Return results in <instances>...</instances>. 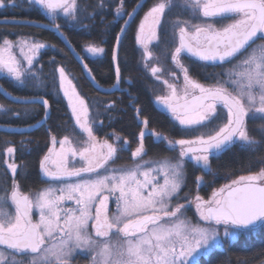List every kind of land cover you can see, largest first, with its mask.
<instances>
[{
    "label": "snow or ice",
    "instance_id": "1",
    "mask_svg": "<svg viewBox=\"0 0 264 264\" xmlns=\"http://www.w3.org/2000/svg\"><path fill=\"white\" fill-rule=\"evenodd\" d=\"M9 4L15 6L14 0H0V7ZM29 4L38 6L48 19L45 27L61 36L58 20L87 28L83 20L94 19L106 6L105 0H97L94 7L81 0ZM146 5L135 37L141 61L145 68L159 63L153 49L163 44L162 54L173 66L168 71L171 82L163 78V67H150L152 76L165 86L155 102L178 121L182 132L198 134L176 139L154 129L142 130L131 151V165L116 166L118 153L128 150L129 141L120 143L115 133L116 143L96 135L94 126L103 122L90 117L85 99L59 66L58 91L68 98L73 131L78 128L79 133L59 140L50 137L51 147L39 162L43 186L34 190H25L18 179L19 166L8 163L11 183L0 185V264H75L78 255L88 264H202V258L217 250L264 235V167L253 171L249 164L207 199L199 194L205 175L212 173L211 158L235 149L249 154L264 149V0H152L150 5L137 0L131 12L125 11L124 0H118L115 17L129 19L116 36L112 89L119 90L122 83L121 35ZM45 47L30 36L0 39V74L17 87L36 92L13 96L0 86V94L24 105L16 111L0 104L4 114L11 111L21 118L30 114V105L40 104L44 119L49 118V100L39 94L47 84L37 67ZM85 50L93 57L105 53L91 42ZM197 64L222 71L209 74L212 82L204 83L193 75ZM84 68L91 75L87 64ZM115 103H108L106 110ZM136 111L139 116L141 110ZM142 124L148 129L147 117ZM146 135L165 145L164 151L149 157ZM15 151L6 148L9 157ZM188 162L203 173L195 177L197 194L191 199L181 196ZM191 206L198 217L195 222L186 214Z\"/></svg>",
    "mask_w": 264,
    "mask_h": 264
},
{
    "label": "trees",
    "instance_id": "2",
    "mask_svg": "<svg viewBox=\"0 0 264 264\" xmlns=\"http://www.w3.org/2000/svg\"><path fill=\"white\" fill-rule=\"evenodd\" d=\"M148 1L152 2V0ZM85 2L94 7L97 0H81L82 4ZM14 3L15 6L9 4L7 7H0V39L7 37L15 40L18 36H30L47 44L39 58L47 87L41 88L39 94L45 96L51 105L48 113L49 118L30 130H25V128L44 118L42 105H30L29 107L32 109L30 114L21 118L12 116L11 111H8L7 114L0 111V124L21 127V129L14 130L0 128V140L16 147V154L13 157L19 166L18 179L24 185L25 190L38 188L42 185L40 181L43 179L39 175V162L41 156L51 146L50 137L55 135L59 140L64 135L73 136L79 133H77V128H75V132L73 131L75 123L69 103L63 92L58 91L59 74L55 69L63 64H67L70 70L75 73L76 87L91 105L94 118L103 122L94 126L95 132L99 135L116 127L127 136H132L131 132L138 127L135 118L137 108L141 110L140 115L147 117L153 127L167 131L174 137H194L198 134L182 132L171 114L162 110L155 102V96L163 92L161 84L149 78V69L142 67L132 50L133 47L140 48L135 39L137 24L129 22L125 33L121 35L118 59L122 83L118 86L119 90L112 89L111 86L115 82V64L112 61V54L116 45V36L120 33V28L124 26L125 21L124 17L121 19L115 17L114 9L118 0H105V8L98 10L94 19L83 20L87 28H83L79 24L74 26V22H71V27L62 25V30L67 34L66 37L88 63L95 77L94 82L84 71L61 35L54 29L45 27L48 24V19L38 6L30 5L29 0H14ZM124 3L125 7L132 9L137 0H124ZM91 11L92 7H89L88 12ZM57 22L61 23V20ZM90 42L102 46L105 53L96 57L87 55L85 47L86 43ZM163 47L164 45L161 44L159 49L162 50ZM221 71L220 67L193 65V75L205 83L212 82L208 78L209 74ZM53 77H56L55 82ZM0 85L12 95L32 96L36 94L33 90L17 87L9 78L1 77ZM112 101L116 102L115 107L112 110H106L105 106ZM0 104L5 105V109L16 111H22L24 107V105L13 102L10 97H5L3 94H0ZM149 144L148 150L151 153L164 151V147L161 145L158 146L150 141ZM262 157H264V149L256 154L235 149L218 158H211V167L219 174L238 176L247 170L249 164H251L253 171L264 167V164L261 163ZM193 179V173L187 170V186L182 189L181 194L190 187L193 189L194 183L193 186L190 185ZM219 180L224 181L223 179ZM0 183H11V174L8 172L5 163L4 144L1 142ZM215 183L216 181L213 182V185ZM202 189L203 192L208 190L204 186ZM261 260H264V235H256L247 241H241L227 251L217 250L211 253L207 258H202V264H241L242 261H247V264H254Z\"/></svg>",
    "mask_w": 264,
    "mask_h": 264
},
{
    "label": "rangeland",
    "instance_id": "3",
    "mask_svg": "<svg viewBox=\"0 0 264 264\" xmlns=\"http://www.w3.org/2000/svg\"><path fill=\"white\" fill-rule=\"evenodd\" d=\"M148 3H149V5H150V2L148 1ZM136 5V4H135ZM135 5L133 6V7H135ZM133 9V8H132ZM132 9H128L127 7H125V11L126 12H131L132 11ZM147 10V5L145 6V8L142 10V11H139V13H138V15H136L135 16V18L133 19V20H129L131 23H134L135 25L137 24V28H136V30L138 29V25H139V23H140V20L142 19V17H143V15H144V11H146ZM124 18H125V20H128L129 18H128V16L127 15H125L124 16ZM174 18V17H173ZM1 20H3V19H1ZM61 24L63 25V24H65L64 23V20L63 19H61ZM66 25V27H71V25H72V23L71 22H69V23H67V24H65ZM165 27L167 28V25H165ZM63 31V30H62ZM64 32V31H63ZM136 33H137V31H136ZM64 35H67L65 32H64ZM34 40H36V41H39V42H42V41H40V40H38V39H36V38H33ZM11 40V39H10ZM16 40V39H15ZM15 40H13V41H15ZM43 43H45V42H43ZM46 44V43H45ZM88 43H86V45H87ZM137 44V43H136ZM138 45V44H137ZM139 46V45H138ZM46 47H47V44H46ZM45 47V48H46ZM132 50H133V52L135 53V56H137V61L138 62H140V64L142 65V67L144 66V64H143V62L141 61V50H140V48H135V47H133L132 48ZM154 50V53L157 55V56H159L160 57V60H159V63H156L155 61H153V62H150V65H149V68H147V69H149L148 71H149V78H152L154 81H156L158 84H161V89L163 90V92H161L160 94H163L164 93V91H165V86L163 85V83H162V80L161 81H158V80H156L155 79V77H153L152 76V74H151V72H150V67H152V66H156V67H163V69H164V71H163V78L164 79H170V82H171V78L168 76V71L169 70H171L172 68H173V66H172V64H171V61H170V58H168V59H165V57H164V55L162 54V50H160L159 48H154L153 49ZM43 51V49H41V52ZM41 54V53H40ZM86 54L88 55L89 53H87V51H86ZM91 55V54H90ZM39 58H40V56H39ZM65 69H66V71L68 72V74H69V79L70 80H72V83L75 85V87H76V84H75V73H73L71 70H70V67L67 65V64H63L62 65ZM82 66V65H81ZM37 67L38 68H41V65H40V63L37 65ZM83 67V66H82ZM227 67V66H226ZM83 69H84V71L85 72H87L86 70H85V68L83 67ZM43 71V70H42ZM92 72V71H91ZM47 73H49L48 71H47ZM1 77H3V74H0V78ZM90 78V77H89ZM202 82V81H201ZM205 83V82H204ZM58 84H59V80H58ZM1 86V85H0ZM2 88L3 89H5L3 86H2ZM5 90H7V89H5ZM8 91V90H7ZM76 91L79 93V95L81 96V97H83L84 98V96L83 95H81L80 94V92H79V90H78V88L76 87ZM9 92V91H8ZM13 96H19V95H13ZM66 99H67V101H68V103H69V100H68V98L67 97H65ZM85 99V98H84ZM85 101H86V103L88 104V106H89V111H90V117H92V118H94V115L92 114V108H91V105H89V102L85 99ZM70 106V105H69ZM70 109H71V107H70ZM136 115H135V118H136V123H137V128L134 130V131H132L131 133L133 134L132 136H127L126 134H124L123 132H122V130H120V129H118V128H116V127H114V128H110L109 129V131L108 132H105L104 133V135H102V136H99V135H97L99 138H101V139H103V138H107V139H109V141L110 142H113V143H116V141H115V139H114V137H113V133H115L116 135H118L119 137H120V143H122L123 142V140L124 139H127L128 141H129V144H128V146H127V148H128V150H126V151H120L119 152V155H118V159H117V161H116V166H130L131 165V163H132V159H131V151L132 150H134L135 148H136V146H137V143H138V139H139V133L142 131V130H145L146 132L147 131H150V130H155V131H157V132H162V133H164V134H166V135H168L170 138H176V139H179V138H193V137H174V136H172L169 132H167V131H162V130H160V129H158V128H155V127H153L151 124H150V122H149V125H148V129H144V126H143V124H142V120L145 118V117H143V116H141V115H137V111H136V113H135ZM72 117H73V115H72ZM73 121H74V123H75V120H74V117H73ZM98 121H100V120H98ZM176 123H178V121H175ZM99 124V123H98ZM179 124V123H178ZM250 127H251V124H250ZM16 129H21V127H16ZM78 129V128H77ZM95 131V130H94ZM201 131H204V129H201ZM79 132V129H78V131H77V133ZM23 139V138H22ZM22 139L20 140V141H22ZM149 141L150 142H154V137H152L151 135H146L145 136V144H146V147L148 148V145H150L149 144ZM0 142L2 143V144H4V151H5V163H6V167H7V169H8V163H12V162H15L16 163V161L14 160V155L12 156V157H9L8 155H7V153H6V148H8V147H14L13 145H10L9 143H6V142H4V140L3 141H1L0 140ZM155 143V142H154ZM157 144V143H156ZM158 146L159 145H161L162 147H164L165 148V145H163V144H157ZM58 147H59V145H57ZM50 147V146H49ZM15 149H16V147H14ZM30 150H31V148H30ZM28 151H29V149H28ZM47 151H48V149L44 152L45 154L47 153ZM14 154H16V151H15V153ZM45 154H43L42 156H41V158L45 155ZM154 154H156V153H151L149 150H148V155H149V157H152V156H154ZM171 155H177L176 153H171ZM147 158V157H146ZM17 164V163H16ZM186 169L187 170H189L191 173H193V175H194V179H193V181L191 180V182H190V185L192 184V186H193V183H194V187H193V189H191V187L186 191V192H183L182 194H181V196L183 197L185 194H187L188 195V198L189 199H191L193 196H195L196 194H197V188H196V185H195V177L196 176H198V175H203V173H201V172H199V170L197 169V168H195L194 167V165H193V163L192 162H188L187 164H186ZM8 172L11 174V172H10V170L8 169ZM40 173H41V171H40ZM40 175V174H39ZM38 175V176H39ZM41 175H42V173H41ZM41 175H40V178H42L43 179V176L41 177ZM223 179L224 181H221V180H219V179ZM232 178H235V176H230V175H222V174H219V173H217L216 171H214V170H212V173L211 174H208V177H205V183H204V187L205 188H207L208 190H206V192L204 191L203 192V189L201 190V188L203 187H201L200 188V190H199V194L201 195V196H203L205 199H207L208 198V196L211 194V192H212V190L214 189V188H218V187H220L221 185H223V184H225V183H227L230 179H232ZM43 181V180H42ZM42 181H40L41 183H42ZM214 181H216V183L213 185V182ZM4 183H6V182H4ZM0 185H3V184H1L0 183ZM41 186H43V185H41ZM40 186V187H41ZM30 189H36V188H30ZM27 191V190H26ZM181 203H183L184 201H183V199H181V201H180ZM110 209L111 210H115V205L114 204H112V203H110ZM186 214H187V216L188 217H190V218H192V220H193V222H195L197 219H198V217H197V215H196V212H195V207L194 206H191V207H188L187 208V212H186ZM36 218H38V217H36ZM75 264H88V261H87V258L86 257H84V256H82V255H78L77 257H76V259H75ZM254 264H264V260H261V261H258L257 263H254Z\"/></svg>",
    "mask_w": 264,
    "mask_h": 264
},
{
    "label": "water",
    "instance_id": "4",
    "mask_svg": "<svg viewBox=\"0 0 264 264\" xmlns=\"http://www.w3.org/2000/svg\"><path fill=\"white\" fill-rule=\"evenodd\" d=\"M61 38L63 39V41L66 43V45L68 46V48L71 50V52L73 53V55L76 57V59L80 62V64L84 67L85 64H87L84 59H83V56L80 55V53L78 52V50L76 48H74L73 44L70 42L69 39H67L65 36H61ZM88 66V64H87ZM89 69V67H88ZM87 72L88 70L85 69ZM89 74V72H88ZM89 77L91 78L92 80V73L91 75H89ZM42 121L38 122L36 125H39L41 124Z\"/></svg>",
    "mask_w": 264,
    "mask_h": 264
},
{
    "label": "flooded vegetation",
    "instance_id": "5",
    "mask_svg": "<svg viewBox=\"0 0 264 264\" xmlns=\"http://www.w3.org/2000/svg\"><path fill=\"white\" fill-rule=\"evenodd\" d=\"M16 127H18V126H4V125H2V124H0V128H3V129H9V130H14V129H16ZM96 133V132H95ZM97 135H99L98 133H96ZM102 135H104V134H102ZM102 135H99V136H102ZM58 147V146H57ZM118 155H119V153H118ZM41 175V174H40ZM41 177H42V175H41ZM44 179V178H43Z\"/></svg>",
    "mask_w": 264,
    "mask_h": 264
}]
</instances>
